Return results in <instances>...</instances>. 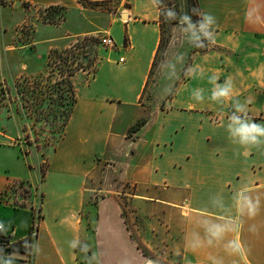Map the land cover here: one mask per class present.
I'll return each instance as SVG.
<instances>
[{
	"label": "crops",
	"instance_id": "0c3cea01",
	"mask_svg": "<svg viewBox=\"0 0 264 264\" xmlns=\"http://www.w3.org/2000/svg\"><path fill=\"white\" fill-rule=\"evenodd\" d=\"M177 1L165 35L154 0H120L125 13L104 29L112 35L120 26L110 50L118 60L101 59L88 79L72 76L76 101L43 173L12 145L1 110L0 149L13 153L12 162L0 158L1 231L12 244L31 230L32 194L24 189L17 203L10 185L37 187L43 212L29 250H11L0 264H264V136L242 142L229 119L239 102L248 120L264 125V0H196L199 22L190 20L188 0ZM24 5L81 6L0 0V28L4 11ZM204 14L215 17L212 28H201ZM204 31L214 40L198 50ZM160 48L152 98L144 99ZM169 64L173 78L160 85ZM212 64L219 66L213 77L205 74ZM22 66L8 82L11 92L21 74L45 71ZM226 81L230 97L213 99ZM158 241L176 261L158 260Z\"/></svg>",
	"mask_w": 264,
	"mask_h": 264
},
{
	"label": "rangeland",
	"instance_id": "374dc122",
	"mask_svg": "<svg viewBox=\"0 0 264 264\" xmlns=\"http://www.w3.org/2000/svg\"><path fill=\"white\" fill-rule=\"evenodd\" d=\"M172 1L174 4L166 6L162 10L164 13L162 29L165 35L168 33L170 19L178 17V14L175 16L178 1ZM162 3L165 4L166 1H162ZM80 5L79 8L75 9L24 5L26 8L22 11H4L6 23L0 28V34H4V36L0 35V73H2L0 75V112L4 109L6 113L5 124L8 129L6 130L14 136L10 138L12 145L19 148L20 156L25 162L26 155H31L29 158L32 161L30 166L40 169L42 173L49 154L63 133L65 114L72 98L68 86L63 81L57 82L59 73L56 66L60 65L61 62L54 56L51 59L50 51L69 47L77 39L87 35L97 39L94 47L98 50V59L91 66L95 68V71L101 59L118 60V57L110 52L112 49L101 45L99 40L104 29L110 23V17L119 19L120 13L125 10L126 3L121 7L120 0H81ZM188 6L190 20L199 22L196 0H188ZM123 16L125 17V14ZM121 34L120 26L115 24L112 30V38L114 35L119 36ZM206 41L204 33H201L196 43L204 46ZM82 52L78 47L70 51L73 55L69 54V62L72 64L74 58H76L75 61L83 59L82 54L84 52ZM161 54L162 49L160 48L144 89V99L152 98L151 91H154ZM24 63L30 68H37L41 65L45 71L29 76L21 74L11 92L8 82L21 71ZM53 65L54 72L49 75L48 71L52 69ZM212 66L205 71V74L211 77L217 76L219 66L217 64H212ZM71 67L73 68L74 64ZM174 69V65H166L160 76V85H167L172 80ZM187 71L186 66H182L178 71L180 86ZM75 73L82 74L85 79L94 74L89 75L85 70H79ZM196 76L202 79L201 74L198 73ZM71 81L76 95L72 78ZM182 87L185 86L182 85ZM198 91L196 90V93ZM11 153L6 154L0 149V158L7 157L12 162L13 153ZM23 187L22 184L10 185V197L16 194L19 198L14 199V201L17 203L22 202L20 198L22 194H26ZM119 190H123L122 185L119 186ZM96 199L95 196L91 195L92 201ZM126 204L128 203L125 201V206ZM156 253L158 260L165 261L166 258H169L176 261L177 259L175 256L171 258L159 241Z\"/></svg>",
	"mask_w": 264,
	"mask_h": 264
},
{
	"label": "trees",
	"instance_id": "16d2710c",
	"mask_svg": "<svg viewBox=\"0 0 264 264\" xmlns=\"http://www.w3.org/2000/svg\"><path fill=\"white\" fill-rule=\"evenodd\" d=\"M79 1L81 2V0H79ZM154 1L160 8H162L160 11V18H163V14H164L162 11L163 7L174 4L172 0H154ZM162 1H166V3L163 4ZM49 7H59V6H49ZM60 8H66V7L61 6ZM178 13H179V6L176 5L175 16H177ZM176 19L171 18L170 21L176 22ZM126 39H127V36L125 34L124 35V42L126 41ZM96 42H97V39L95 37L85 35L83 38L77 39L76 42L74 44L70 45L69 47H66V48L60 49V50L52 49L50 51V54H49L50 58L52 59L54 56V57L58 58V60L61 62L60 65L56 66L58 73H59V79H57V82L63 81L68 86L69 92H71V94H72V98H71V101L69 103L68 111L65 114V119H64L65 123L69 119L71 110H72L73 105L76 101V95L74 94V91H73V87H72L73 85H72L71 78L74 75V73L76 71H79V70H85V71H87V73L89 75H91L92 73L95 72V68H92L91 66L94 63H96L97 59H98L97 58L98 57L97 56L98 50L96 47H94V44ZM207 42H208V39H207L206 43ZM76 47L80 48L84 52V53L82 52L83 53L82 54L83 59H80L79 61H75L76 58H74L73 59L74 61L72 60V64H74V67L72 68L71 67L72 64H71V62H69L70 61L69 54H71L70 51H72ZM195 47L198 50H202V49H204L205 45L201 46L198 43H196ZM71 55H73V54H71ZM49 66L51 67L50 63H49ZM53 67H54V65L52 66V69H50L48 71L49 75L53 74V72H54ZM143 122H144L143 119L137 120L132 125L130 130L131 131L137 130ZM65 123H64V125H65ZM4 238H6V237L2 233V231L0 230V240H2V239L4 240ZM30 244H31V237H30V235H28L27 237L15 242V243L10 244L8 247H6L2 250L6 251V252H9L11 250L26 251V250H29Z\"/></svg>",
	"mask_w": 264,
	"mask_h": 264
},
{
	"label": "clouds",
	"instance_id": "9594fccd",
	"mask_svg": "<svg viewBox=\"0 0 264 264\" xmlns=\"http://www.w3.org/2000/svg\"><path fill=\"white\" fill-rule=\"evenodd\" d=\"M204 23L201 24L202 29L212 28V26L216 23L215 17L210 14L203 15ZM204 36L208 39L209 42L214 40V34L212 31H204ZM217 90L213 92L212 98L215 99L217 96L220 97H230L233 86L230 81H226L224 85H217ZM235 111L229 119L232 121L233 124L240 125L236 132L241 136L242 142L250 139L252 142L256 141V136H264V125L258 123H252L250 120L247 119L246 116V108L245 105L237 102L234 105ZM242 115L245 121H242L237 114Z\"/></svg>",
	"mask_w": 264,
	"mask_h": 264
},
{
	"label": "built area",
	"instance_id": "2783aa9c",
	"mask_svg": "<svg viewBox=\"0 0 264 264\" xmlns=\"http://www.w3.org/2000/svg\"><path fill=\"white\" fill-rule=\"evenodd\" d=\"M100 44L103 45L106 48L115 49L117 48L116 43L112 36L104 32L102 36H100ZM119 62H124V57L119 58ZM24 185V189L28 190L32 194V200L30 202V210L32 214V222H31V230H30V237H33L36 234L37 226L42 218V212H43V204H42V196L41 193L38 191L37 187L33 185H29L28 183H19ZM34 187V190H33ZM1 230V226H0ZM10 245V241L7 238H4V240H0V258H4L6 255V251H3L2 249L8 247Z\"/></svg>",
	"mask_w": 264,
	"mask_h": 264
},
{
	"label": "water",
	"instance_id": "95a60500",
	"mask_svg": "<svg viewBox=\"0 0 264 264\" xmlns=\"http://www.w3.org/2000/svg\"><path fill=\"white\" fill-rule=\"evenodd\" d=\"M124 17V16H123Z\"/></svg>",
	"mask_w": 264,
	"mask_h": 264
}]
</instances>
